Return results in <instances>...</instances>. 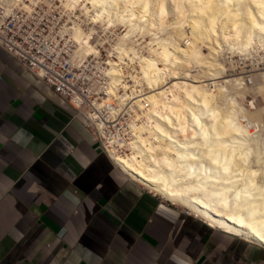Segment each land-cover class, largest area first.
<instances>
[{"label": "bare ground", "instance_id": "obj_1", "mask_svg": "<svg viewBox=\"0 0 264 264\" xmlns=\"http://www.w3.org/2000/svg\"><path fill=\"white\" fill-rule=\"evenodd\" d=\"M40 2L64 15L76 66L100 70L99 96L82 108L114 162L167 201L264 246V0L0 6ZM116 123L122 129L111 131Z\"/></svg>", "mask_w": 264, "mask_h": 264}, {"label": "crops", "instance_id": "obj_2", "mask_svg": "<svg viewBox=\"0 0 264 264\" xmlns=\"http://www.w3.org/2000/svg\"><path fill=\"white\" fill-rule=\"evenodd\" d=\"M88 119L0 46V264H264L134 181Z\"/></svg>", "mask_w": 264, "mask_h": 264}, {"label": "built area", "instance_id": "obj_3", "mask_svg": "<svg viewBox=\"0 0 264 264\" xmlns=\"http://www.w3.org/2000/svg\"><path fill=\"white\" fill-rule=\"evenodd\" d=\"M63 22L59 9H50L46 3L34 4L30 11L16 8L10 13L0 6V46L88 119L82 107L94 105L104 79L100 70L98 75L97 69L76 66L69 41L61 35ZM95 131L104 146L103 137Z\"/></svg>", "mask_w": 264, "mask_h": 264}, {"label": "rangeland", "instance_id": "obj_4", "mask_svg": "<svg viewBox=\"0 0 264 264\" xmlns=\"http://www.w3.org/2000/svg\"><path fill=\"white\" fill-rule=\"evenodd\" d=\"M121 29V28H120ZM120 29H118L119 31H120ZM103 57L104 58H106L107 57V52H105V51H103ZM235 59L237 60L238 59V61H239V57L238 56H236L235 57ZM240 62H242V61H240ZM249 63V62H248ZM241 66L242 65H244V64H242V63H239ZM247 65H249V64H247ZM246 65V66H247ZM248 69H250L251 68V66H248L247 67ZM253 94H250V96L248 97V99H251ZM99 96V94L98 93H96V97H98ZM256 103H258V104H263V101H262V99H261V97H256ZM128 116V115H127ZM88 117V116H87ZM89 118V117H88ZM90 119V118H89ZM91 120V119H90ZM92 122V121H91ZM116 126L117 127H115V126H112L111 128H113V129H110L111 131H116V128H118L119 130H121L122 129V126H121V124L120 123H116ZM96 130V129H95ZM110 131H108V133H109ZM101 135V134H100ZM102 137V136H101ZM123 150H125V151H127V152H130L127 148H125V149H123ZM182 208V207H181Z\"/></svg>", "mask_w": 264, "mask_h": 264}, {"label": "snow or ice", "instance_id": "obj_5", "mask_svg": "<svg viewBox=\"0 0 264 264\" xmlns=\"http://www.w3.org/2000/svg\"><path fill=\"white\" fill-rule=\"evenodd\" d=\"M262 31H264V29H262ZM262 136H264V133H262ZM261 184H264V176L261 177Z\"/></svg>", "mask_w": 264, "mask_h": 264}]
</instances>
